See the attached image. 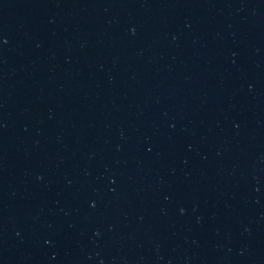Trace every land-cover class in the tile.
Wrapping results in <instances>:
<instances>
[{
  "label": "water",
  "instance_id": "1",
  "mask_svg": "<svg viewBox=\"0 0 264 264\" xmlns=\"http://www.w3.org/2000/svg\"><path fill=\"white\" fill-rule=\"evenodd\" d=\"M264 84V0H160Z\"/></svg>",
  "mask_w": 264,
  "mask_h": 264
}]
</instances>
